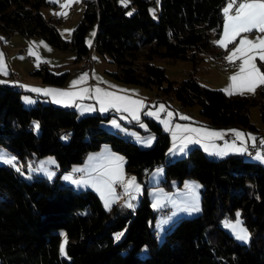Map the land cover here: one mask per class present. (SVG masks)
<instances>
[{"label": "trees", "instance_id": "trees-1", "mask_svg": "<svg viewBox=\"0 0 264 264\" xmlns=\"http://www.w3.org/2000/svg\"><path fill=\"white\" fill-rule=\"evenodd\" d=\"M84 1L83 17L67 40L57 26L59 20L41 12L50 0H0V43L15 33L39 35L54 46L76 51L77 61L89 59L86 34L97 22L95 46L116 63L112 74L117 79L159 86L163 93L174 90L183 106L198 102L200 113L214 126L255 129L252 106L260 107L264 121V86L255 94L228 95L204 86L195 74L206 54L215 58L223 54L212 32L219 37L223 31L227 0H159L158 18L151 13L157 0H132L126 7L118 0ZM131 6L136 9L129 15ZM159 58L170 63L189 59L194 72L181 81L170 80L166 67L156 62ZM260 67L264 72V61ZM32 73L44 84L58 86L69 76L68 71L58 74L47 65ZM14 76L0 80L4 81L0 83V146L15 152L24 165L52 154L59 168L54 180L40 175L29 179L0 164V264H264L263 163L238 153L209 156L199 146L169 159L170 134L153 118L145 117L156 140L143 148L101 125L111 112L79 116L73 106L41 99L25 106L20 79ZM103 144L123 152L127 170L145 183L135 209L116 203L108 210L94 190L76 189L61 181L64 171ZM160 164L165 168L161 183L166 186L172 179L182 183L187 177L203 184L201 212L178 218L162 241H158L156 214L146 194V176ZM237 210L251 233L248 243L220 225L222 219L235 217ZM59 229L67 232L68 256L60 251ZM121 232L117 241L115 236Z\"/></svg>", "mask_w": 264, "mask_h": 264}, {"label": "rangeland", "instance_id": "rangeland-1", "mask_svg": "<svg viewBox=\"0 0 264 264\" xmlns=\"http://www.w3.org/2000/svg\"><path fill=\"white\" fill-rule=\"evenodd\" d=\"M120 4L121 0H118ZM64 0H60V3H63ZM132 0H128L127 5L131 4ZM60 3H52L43 5L41 7V12L47 17H53L58 19L57 26L61 32V35L64 39L69 40L72 37V32L77 23L82 19L83 13L85 10V1L79 0V2L73 3L70 8L63 9L60 7ZM228 3V0H227ZM226 3V5H227ZM225 5V7H226ZM224 7V8H225ZM136 9L135 6H131L128 9V12H133ZM62 11L67 12V16H59L54 15V13H60ZM234 12V9H233ZM151 13L154 18H158L159 16V0L155 5L151 6ZM225 24V18H224ZM224 28V25H223ZM99 29L98 23H94L86 34V43L89 45V41H91V52L90 58L77 61V53L71 49H61L57 46L49 43L45 38L39 35L33 36H25L20 33H15L10 38L4 39L0 43V53L4 54L5 61L7 63V75L0 73V80H5L11 73L15 74V76L19 77V82L21 87L23 88V92L21 94L22 100L25 106H32L36 104L38 99H41L43 102L48 103L52 102L55 105H60L64 107L73 106L77 109L79 116H84L86 114H101L108 115L110 112L113 113L110 119L102 120L101 125L105 128L109 126H113L112 121L116 120L120 125V130L132 133L131 135H126L121 133L126 137H130L133 141H135L140 147L149 148L151 147L155 140L156 134L154 132L149 131L150 125L145 117L153 118L156 122L162 125L163 129L170 134L171 137V145L169 147L168 156L174 154L173 158L182 157L187 155V153L180 152L179 148L182 146L180 140L177 139L175 141V149H174V141H173V132H176V125L181 126H189L197 129H205V119L201 113V106L198 102L188 104L187 106H183V102L179 99L178 95L174 90L168 91L169 93H163L159 86L147 87L133 83H127L117 79L112 73L117 70V65L113 61H111L110 57L100 53L95 46V37L97 31ZM65 30H72L70 33ZM94 33V35H93ZM223 31L219 37L214 35L212 32L213 41H218L222 38ZM257 36L264 37V33H259L254 30L252 33H242L241 36L236 38L234 44L228 45V50L223 51L221 57L215 58L211 55L206 54L198 69L196 71V77L204 86L219 88V89H227L230 85V77L236 74L239 71V64L241 61L236 60L233 64H228V61L225 57L229 54L231 49L239 43V40L243 37H247L249 40L255 41ZM35 53V55L31 54ZM156 62L160 65L166 67L167 75L170 80L181 81L187 78L190 72H194V64L189 59H182L176 62H168L165 58H159ZM260 62H263L257 56L255 61L256 65L262 71L260 67ZM42 65H47L53 72L55 73H63L68 71L69 76L66 83L63 85L64 88L60 89L57 87L61 86H51L46 84L47 89H60L65 91H79L82 88H88L93 90L89 93V95L83 99L77 97L73 103L71 104H57L52 100L51 96H45L43 93H36L29 91L30 88H39L44 89L42 85H40L41 78L34 75L32 72L41 67ZM93 70V71H92ZM263 72V71H262ZM87 73V80L91 81L83 83V85L73 87V82L80 79V77ZM10 80V79H9ZM37 81L34 85L30 83V81ZM32 84V85H31ZM168 82L164 83L166 86ZM44 85V84H43ZM27 86V87H25ZM96 87H100L109 92H115L118 95H126L131 97L134 100H140L144 102L145 107L141 109L140 119L139 121L132 119L129 113L117 112L115 109H109L106 112H101L99 110L100 105L98 101L95 99L94 89ZM258 87L255 93L259 90ZM126 90V91H125ZM254 93V94H255ZM244 94H252L245 92ZM25 97H30L34 103H27L25 101ZM164 105L166 111L160 112V118L157 119L154 116H150L148 112H157L159 111V106ZM91 106L94 110L87 111L82 109H87ZM167 112L173 113L170 122V130H166L165 125L161 122L162 120H168ZM186 116L190 119H182L181 117ZM251 121L256 125L257 128L264 129V121L261 116L260 107L252 106L250 110ZM135 122L136 125H129L132 122ZM35 127L36 124H39L38 121L34 122ZM143 125V126H142ZM38 128L36 127V130ZM218 132V130H216ZM178 136H186V135H194L191 133H177ZM151 140V144L149 145L147 142ZM230 143V142H229ZM226 143V145H229ZM104 145H107L104 147ZM101 150L99 151H90L89 154L91 157V162L86 160V164L84 166H80L82 169L90 170L93 173L92 177L87 179H82L84 181H89L87 184L77 185L70 180L64 179L65 176H72L73 180L76 179V172H72L71 170L64 171L61 174V181L65 184H70L76 189H92L94 190L101 200L104 203V199L101 194L91 187L93 186L91 183L95 179L99 178L100 172L103 171L101 165L106 163V157L110 154H114L116 156L122 157V167L124 172V181L131 180L135 178L136 185L139 186L140 191L137 193L133 191V195H135V199L131 202L134 204V208L139 204L141 196L145 192V183L141 182L136 173L132 171H128L126 168V158L123 152L114 150L109 144H103L101 146ZM104 147V148H103ZM8 154L11 156H15L17 158V162L21 167V171H19L26 178L32 179L36 175L46 176L51 180H54L58 176V172L56 167L59 168V163L56 157L52 154L45 155L40 157L37 160L31 159L27 162V164H23L19 162L18 155L9 150L5 146H0V155ZM92 157H95L92 159ZM252 157V156H251ZM250 157V158H251ZM89 159V158H88ZM0 164H5L0 162ZM76 165V164H74ZM83 165V164H82ZM51 173V175H49ZM165 168L163 164H160L152 169L146 176V194L151 200V207L155 212V228L157 232L158 241H162L165 238L166 233L172 228V224L180 217L186 216L191 217L199 214L201 212L202 207V188L203 184L192 177H187L183 180L182 183H179L178 179H172L170 186H166L162 184L161 181L164 178ZM117 185H119L120 191H117ZM199 185V187H196ZM113 188L115 189V196L117 197L116 203L118 205H125L126 202L129 201L130 197L125 193L124 184L120 182H116L113 184ZM198 198V212L189 211L193 204L197 203ZM115 202L112 205L116 204ZM105 205V203H104ZM111 205V208H112ZM164 209H170V212L167 214H163L162 211ZM239 213V217L237 216ZM239 219L242 221L241 211L237 210L235 217L224 218L220 222V225L235 238V234L230 227L226 225V222L235 223ZM243 223V221H242ZM243 227L247 228L243 223ZM248 230V228H247ZM249 231V230H248ZM61 233V245L64 243V235L67 232L64 229H59ZM250 233V231H249ZM251 237V233H250ZM68 238V235H67ZM237 239V238H236ZM238 240V239H237ZM240 241V240H239ZM250 241V239H249ZM248 241V242H249ZM243 242V241H241ZM245 242V243H248ZM67 252V246H66ZM144 252V251H143ZM64 255V254H63ZM64 256H68L64 255Z\"/></svg>", "mask_w": 264, "mask_h": 264}, {"label": "snow or ice", "instance_id": "snow-or-ice-1", "mask_svg": "<svg viewBox=\"0 0 264 264\" xmlns=\"http://www.w3.org/2000/svg\"><path fill=\"white\" fill-rule=\"evenodd\" d=\"M52 3H60V0H50ZM79 2V0H64L63 3H60V7L63 9L70 8L73 3ZM121 3L124 6H127L128 0H121ZM234 9V12H233ZM225 24L223 28L222 38L218 41H215L219 47L228 50L229 44H234L236 38L241 36L242 33H252L254 30L259 33H264V0H228L226 7L223 9ZM129 15L132 13L129 12ZM54 15L67 16L66 11L60 13H54ZM71 32L72 30H65ZM94 35V33H93ZM91 46V41L88 42ZM35 55V53H31ZM259 56V59L264 61V37L257 36L256 40H249L247 37H243L239 40V43L236 44L225 59L233 64L236 60L241 61L239 64V71L230 77V85L227 89H224L228 95L239 94L243 95L245 92L254 94L258 87L264 86V72L257 67L255 61ZM0 73L7 75V63L4 58V54L0 53ZM87 73L83 74L79 80L73 82V87L76 85L86 82ZM4 81H0L3 83ZM27 87V86H25ZM29 91L36 93H43L45 96H51L53 101L57 104H71L74 100L79 97L81 99L87 97L90 92L93 90L88 88H82L79 91H65L60 89H39V88H30ZM126 91V90H125ZM95 99L98 101L101 112H106L110 108L115 109L117 112L129 113L132 119L139 121L140 112L143 107H145L144 102L140 100L131 99V97L126 95H118L115 92L106 91L100 87L94 89ZM27 103H34L30 97L24 98ZM87 111L94 110L91 106L87 109H82ZM166 111L164 105L159 106V111L157 112H148L150 116H154L157 119L160 118V112ZM168 120H162L161 122L165 125L166 130H170V122L173 113L167 112ZM182 119H190L189 117L183 116ZM113 126L120 127L116 120L112 121ZM143 126V125H142ZM36 127L39 128V124H36ZM176 132H173V141L175 149V141L180 140L181 147L179 148L180 152H184L188 144H200L202 141H209L210 143L215 139H222V133L216 131H210L207 129H197L189 126L176 125ZM191 133L194 135L178 136L177 133ZM234 135L237 140L240 141L241 146H237L236 142L233 141L232 144L226 145L225 149L211 152L217 156H225L229 151L241 154H249L248 147L246 146L248 140L252 141V146L256 145V137L251 134H245L238 130H233ZM195 137V138H194ZM151 144V140L147 142ZM264 143V141H261ZM205 151H210L209 144H205ZM211 147L215 148V144L211 143ZM106 163L101 165L103 171L100 172L99 178L95 179L91 183L96 188V190L101 194L104 199L105 207L108 210H111L112 203L117 201L115 196V189L113 184L120 182L124 184L125 193L129 195L130 199L125 203L124 207L134 208V204L131 202L136 197L133 195V191L139 192V186L135 183V178L131 180L124 181V172L122 167L123 158L116 156L114 154L108 155L106 158ZM256 159L264 162V153H257ZM0 162H3L7 165L12 166L16 171H21V167L18 165L17 158L8 154L0 155ZM76 171H83V169H77ZM51 175V173L49 174ZM64 179L70 180L73 183L87 184L89 181L84 180H73L72 176H65ZM199 187V185H196ZM192 212H198V198L197 203L188 209ZM239 217V213H237ZM226 225L232 229L236 238L243 242H248L250 239V233L247 228L243 227L242 221L237 219L235 223L226 222ZM64 235V243L61 245V253L67 255L66 246L68 243L67 234ZM123 236V232L116 234L115 239L119 241Z\"/></svg>", "mask_w": 264, "mask_h": 264}, {"label": "crops", "instance_id": "crops-1", "mask_svg": "<svg viewBox=\"0 0 264 264\" xmlns=\"http://www.w3.org/2000/svg\"><path fill=\"white\" fill-rule=\"evenodd\" d=\"M228 64H229V62H228ZM93 71V70H92ZM87 82H89V80L88 81H86V82H83V83H87ZM30 83H32V84H36L37 83V81H30ZM83 83H80V84H78V85H76V86H79V85H83ZM90 84H92L91 83V81L89 82ZM31 84V85H32ZM43 82H41L40 83V85H42V87L44 88V89H47V86H46V84H44ZM94 84V83H93ZM49 85H51V84H49ZM51 86H58V85H51ZM57 88H60V89H63L64 88V86L63 85H61V87H57ZM52 100H53V98H52ZM204 126H205V129H207V130H210V131H216V130H218V132L219 133H222V135H223V138L222 139H215L214 141H212L211 143H214L215 144V148H212L211 147V143L209 142V141H202L200 144H194V143H190V144H188L187 145V147L185 148V150H184V153H187V151H188V149H190L191 147H193V146H199L200 148H202L203 150H204V152L206 153V154H208L209 156H213V157H221V156H217V155H214V154H210L211 152H216V151H219V150H222V149H225L226 148V143H229V144H232L233 143V141H235L236 142V144H237V146H241L240 145V141L239 140H237L236 139V137H235V135H234V132H233V130H238V131H241V132H243V133H245V134H251L252 136H255L256 137V141L259 139V137L261 136V134L264 132V129H260V128H257L256 127V125H255V129H249V128H245V127H240V126H221V127H218V126H214V125H211L210 123H209V120L208 119H205V122H204ZM108 129H111V130H113V131H117V132H119V133H123V134H126V135H131V137L133 138V135H132V133H127V132H124V131H121L120 130V128H118V127H115V126H109L108 127ZM195 138V137H194ZM205 144H209V147H210V151H205V147H204V145ZM252 145V141L249 139L248 140V143H247V147H249V146H251ZM107 145H104V147H106ZM103 147V148H104ZM102 148V147H101ZM101 148L100 149H98V150H95V151H99V150H101ZM229 153H235V152H231V151H229L228 152V154ZM89 154H91V153H88L86 156H85V159L81 162V163H78V164H76V165H73V167L70 169L72 172H76V179H78V180H82V179H87V178H89V177H92L93 175V173H91L90 172V170H86V169H83V171H76L77 169H81L80 168V166H84L85 164H86V160L87 161H89L90 163H92L91 162V157H90V155ZM238 154H241V153H238ZM257 154V153H256ZM256 154L255 155H249V154H242L244 157H247V158H249V159H252V160H256V161H259V162H261L260 160H258V159H256ZM252 156V157H251ZM173 157H174V154L172 155H170L169 156V159H173ZM223 157V156H222ZM251 157V158H250ZM89 158V159H88ZM95 157H92V159H94ZM261 163H263L264 164V162H261ZM83 164V165H82ZM80 165V166H79ZM81 185H83V184H81ZM91 187H93L94 188V186H92V185H90ZM95 189V188H94ZM116 203V202H115Z\"/></svg>", "mask_w": 264, "mask_h": 264}, {"label": "built area", "instance_id": "built-area-1", "mask_svg": "<svg viewBox=\"0 0 264 264\" xmlns=\"http://www.w3.org/2000/svg\"><path fill=\"white\" fill-rule=\"evenodd\" d=\"M13 78L17 79L18 77L14 76ZM261 141H264V132L261 134L259 139L256 141L255 147H253L252 145L248 147L249 155H255L256 153H264V143H261ZM117 191H120L119 185H117ZM169 212H170V209H164L162 211L163 214H167Z\"/></svg>", "mask_w": 264, "mask_h": 264}]
</instances>
